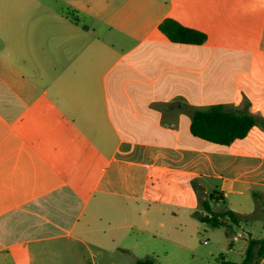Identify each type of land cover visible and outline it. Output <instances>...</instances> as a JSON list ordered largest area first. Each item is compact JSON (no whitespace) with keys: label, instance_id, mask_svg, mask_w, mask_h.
Masks as SVG:
<instances>
[{"label":"crops","instance_id":"1","mask_svg":"<svg viewBox=\"0 0 264 264\" xmlns=\"http://www.w3.org/2000/svg\"><path fill=\"white\" fill-rule=\"evenodd\" d=\"M0 3V264H98L134 228L122 205L154 237L153 182L168 174L199 180L219 212L256 214L264 130L224 145L191 125L212 107L264 117V0ZM166 19L207 40L173 42ZM241 235L225 262L243 259Z\"/></svg>","mask_w":264,"mask_h":264},{"label":"rangeland","instance_id":"2","mask_svg":"<svg viewBox=\"0 0 264 264\" xmlns=\"http://www.w3.org/2000/svg\"><path fill=\"white\" fill-rule=\"evenodd\" d=\"M2 10L3 5L0 3V12ZM198 182L200 181L197 179L170 174L161 176L159 183L154 179L153 183L157 189L154 204L157 205V208L152 212L151 217L155 225L153 229L155 236L152 238L140 229L144 228V220L140 217L136 218L135 212L129 211L122 205V222L129 221L134 225V228L125 229L122 227L115 244L106 242L104 256L96 259L98 264H110V262L113 264H136V260L126 250H121L125 254L115 250L117 247L125 249L126 246H131L132 251L140 259L155 258L156 264H223V255L228 253L234 231L242 234L238 241L239 245L244 246L246 243L248 245L247 232L250 231L246 227L248 222L228 228L212 227L196 216L207 214L203 202L210 201V196L201 190ZM210 204L215 212H219L223 208V203L217 200H211ZM107 217H109L108 213ZM257 217L260 218L257 222L261 224L264 221V200L250 220ZM254 228L257 229V227ZM263 233V229L260 228V231L253 232V235L261 238ZM245 241L247 242L245 243ZM152 249L156 251L155 255L150 254ZM228 257L231 261H241L242 259V256L236 252L229 254Z\"/></svg>","mask_w":264,"mask_h":264},{"label":"trees","instance_id":"3","mask_svg":"<svg viewBox=\"0 0 264 264\" xmlns=\"http://www.w3.org/2000/svg\"><path fill=\"white\" fill-rule=\"evenodd\" d=\"M161 30L173 41L189 44H203L207 36L197 30L186 28L172 19H166L160 26ZM259 126L264 130V117L254 114H239L225 112L221 107H212L208 111L195 113L191 125L193 135L203 139L231 145L236 139L244 138L254 127ZM210 196V201L216 199ZM255 199L258 194L254 193ZM210 201H204L203 206L207 214L196 215L202 222L212 227L239 226L248 222L251 216H242L232 210L215 212ZM229 235V232H227ZM264 258V235L261 238H249L245 254L241 262H225L223 264H260ZM92 264V263H91ZM136 264H156L155 259H138Z\"/></svg>","mask_w":264,"mask_h":264}]
</instances>
